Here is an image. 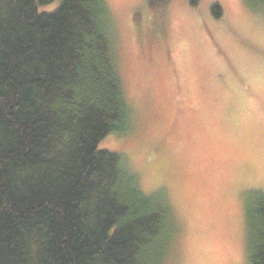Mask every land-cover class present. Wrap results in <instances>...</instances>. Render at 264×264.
<instances>
[{
  "label": "trees",
  "instance_id": "1",
  "mask_svg": "<svg viewBox=\"0 0 264 264\" xmlns=\"http://www.w3.org/2000/svg\"><path fill=\"white\" fill-rule=\"evenodd\" d=\"M111 12L106 0H0V264H169L165 194L145 195L121 155L99 150L132 115ZM245 210L247 262L264 264V193Z\"/></svg>",
  "mask_w": 264,
  "mask_h": 264
},
{
  "label": "rangeland",
  "instance_id": "2",
  "mask_svg": "<svg viewBox=\"0 0 264 264\" xmlns=\"http://www.w3.org/2000/svg\"><path fill=\"white\" fill-rule=\"evenodd\" d=\"M106 1L132 115L99 150L121 155L145 195L165 194L178 227L169 264H248L246 199L264 193V9Z\"/></svg>",
  "mask_w": 264,
  "mask_h": 264
}]
</instances>
